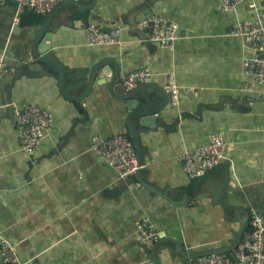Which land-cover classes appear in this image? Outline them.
<instances>
[{"label": "crops", "instance_id": "1", "mask_svg": "<svg viewBox=\"0 0 264 264\" xmlns=\"http://www.w3.org/2000/svg\"><path fill=\"white\" fill-rule=\"evenodd\" d=\"M221 1L97 0L90 12L69 5L40 36L43 15L24 9L15 21V3L0 2V52L12 69L0 78V235L25 264H153L152 247L135 233L144 216L165 233L156 263L188 264L190 251L233 245L251 209L264 217V105L239 91L243 49L238 37L227 35L254 13L251 0L226 12ZM149 14L177 24L172 49L145 40L136 28ZM111 20L120 42L88 45L87 25ZM42 56L57 61L63 80ZM100 61L106 80L95 77L88 85ZM143 66L168 103L153 127L139 131L141 168L120 179L90 144L94 134L129 136L127 100L139 93L128 96L119 78ZM170 74L184 91L177 103L167 90ZM25 104L53 115L31 157L16 129L15 109ZM215 131L224 136V158L189 178L178 156Z\"/></svg>", "mask_w": 264, "mask_h": 264}, {"label": "built area", "instance_id": "2", "mask_svg": "<svg viewBox=\"0 0 264 264\" xmlns=\"http://www.w3.org/2000/svg\"><path fill=\"white\" fill-rule=\"evenodd\" d=\"M6 0H0L4 2ZM16 5L15 21L24 9H30L39 15L50 12L62 0H10ZM244 0H222V11L234 10ZM249 8L254 19L235 23L227 32L228 36L241 40L243 55L241 72L244 82L239 91L248 95L264 97V0H251ZM147 41L157 43L162 48L172 49L178 39V26L169 18L159 14H149L136 23ZM87 44L91 46L119 43L117 29H106L97 23L86 27ZM12 73L6 66V55L0 52V78ZM153 73L143 66L124 73L119 83L125 90H131L141 83L150 82ZM167 90L173 103L180 101L183 90L174 81L173 75L167 79ZM17 134L22 151L32 156L46 132L53 124L50 111L34 104H25L15 109ZM226 142L221 132H211L207 140L194 148L185 150L178 156L186 175L191 178L203 176L214 170L224 158ZM90 149L116 170L120 179L135 174L141 164L131 139L126 134L104 136L94 134ZM249 229L243 233L238 245L230 253H209L189 257L188 264H264V217L255 211L249 213ZM136 237L141 244L150 248L160 240L155 223L147 216L140 218L135 225ZM0 263L25 264L18 255L16 247L0 235Z\"/></svg>", "mask_w": 264, "mask_h": 264}, {"label": "water", "instance_id": "3", "mask_svg": "<svg viewBox=\"0 0 264 264\" xmlns=\"http://www.w3.org/2000/svg\"><path fill=\"white\" fill-rule=\"evenodd\" d=\"M96 3H97V0H90L89 3H84V4L78 2L77 0H62L50 12H48L42 16L43 22H42L41 28L38 32V35L40 36V35L45 33L50 19L62 7L72 5V6H75V7L79 8L83 11L90 12L94 9V7L96 6ZM114 22L115 21L111 20L110 22L100 23V25L106 29H115L118 26L115 25ZM46 51H47V49L45 50V52ZM39 60L42 62L53 64L59 73L60 79L63 80V70L59 66L57 61H55V59L48 57V56H42V57H39ZM104 63H106V62L100 61L99 63H97V65H95L92 69H90V73L88 75V80L86 81L88 85L92 84L95 77L97 78L96 80H100V81L102 80L101 82H103V79H105V77L107 75V74L103 75L102 67H103ZM95 71H99V73H97L96 76H94ZM119 72L120 71L115 64V72L111 78H113V79L118 78ZM153 87H155V89ZM135 94H138V96L129 98L127 100V105L131 109V113H129V116H128V126H129V137H130L132 144L136 150L137 158H138V161L140 163L141 141H140L139 131H145L144 127H146L149 130L150 127H153L155 125L158 112L161 111L162 109H164L168 103V95L164 89H162L161 87L155 86V85L153 86V83H151V82L141 83L137 87H135L134 89L128 91V93H127L128 96H133ZM156 95L162 97V102L158 105H155L153 102V98L156 97ZM258 103L260 105H264V97L259 96L258 97ZM133 116L138 117V120L136 123L132 121ZM200 177H202V176H200ZM197 178H199V177H197ZM194 179H196V178H194ZM226 183H227V181L224 183V185H226ZM149 188L151 190L157 192V193L159 192L152 187H149ZM159 194H162V193H159ZM247 222H248V215H247L246 219L243 221V224H242V226H241V228L237 234L236 240L233 243V245L227 246V247H219V248H215V249H207L205 251L195 252V253H192L190 251L191 257H196L198 255L209 254V253H225L227 251L233 250L238 245V243H239V241H240V239H241V237L245 231ZM164 234H165L164 232L159 233L161 239L165 238ZM156 245L157 244H155L151 248L152 261L154 262L153 264H157L155 261V257H154Z\"/></svg>", "mask_w": 264, "mask_h": 264}, {"label": "trees", "instance_id": "4", "mask_svg": "<svg viewBox=\"0 0 264 264\" xmlns=\"http://www.w3.org/2000/svg\"><path fill=\"white\" fill-rule=\"evenodd\" d=\"M33 12V11H32ZM130 138V137H129ZM249 221H250V217L248 219V222H247V225H246V228H245V231L246 232L248 229H249ZM231 251H227L226 253H230Z\"/></svg>", "mask_w": 264, "mask_h": 264}]
</instances>
